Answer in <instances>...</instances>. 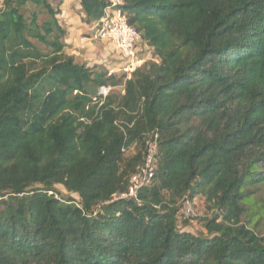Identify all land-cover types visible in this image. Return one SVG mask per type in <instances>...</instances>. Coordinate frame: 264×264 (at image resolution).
Listing matches in <instances>:
<instances>
[{"label":"trees","instance_id":"obj_1","mask_svg":"<svg viewBox=\"0 0 264 264\" xmlns=\"http://www.w3.org/2000/svg\"><path fill=\"white\" fill-rule=\"evenodd\" d=\"M53 2L0 5V264H264V0H123L153 55L129 79L66 54Z\"/></svg>","mask_w":264,"mask_h":264},{"label":"built area","instance_id":"obj_2","mask_svg":"<svg viewBox=\"0 0 264 264\" xmlns=\"http://www.w3.org/2000/svg\"><path fill=\"white\" fill-rule=\"evenodd\" d=\"M104 1L106 7L103 10L101 19L94 24L91 39L109 44L115 53V64L108 69V75L121 74L126 79H129L131 74L146 61L139 55V48L142 44L140 34L128 25L126 17L121 10L123 0ZM113 91L114 87L112 86H102L98 90V96L105 98ZM156 156V142L154 138L149 139L146 142L143 163L130 177L127 191L113 198L135 199L137 192L147 186L153 177L156 169Z\"/></svg>","mask_w":264,"mask_h":264},{"label":"rangeland","instance_id":"obj_3","mask_svg":"<svg viewBox=\"0 0 264 264\" xmlns=\"http://www.w3.org/2000/svg\"><path fill=\"white\" fill-rule=\"evenodd\" d=\"M2 1L3 0H0V5L2 4ZM59 2L60 0H54L53 5H58ZM93 27L94 24L86 27L87 29H84L83 33L78 35V38L84 39V46L78 50V55H73L75 62L78 64L87 65L89 67L102 66L110 69L115 64V53L111 49L109 44L91 39L93 35ZM65 52L66 54L71 55L69 53L71 51L67 47V44ZM139 55L146 61H150L153 59L152 51L144 47V45L142 44L139 48ZM56 188L64 197L70 195L74 199H77V196L75 194L68 195L62 187L57 186ZM206 215L207 212L205 210L202 198H196L192 204L184 203L181 208L180 216H178V228L182 231H186L192 234L202 233L204 230L200 219L205 217ZM260 233H262V235L264 236V228H261Z\"/></svg>","mask_w":264,"mask_h":264},{"label":"crops","instance_id":"obj_4","mask_svg":"<svg viewBox=\"0 0 264 264\" xmlns=\"http://www.w3.org/2000/svg\"><path fill=\"white\" fill-rule=\"evenodd\" d=\"M60 14L57 16L62 26L66 29L67 39L65 43L71 52V56L78 55L79 49L84 46V39L78 38V35L87 29L88 25L82 21L83 13L78 0H60ZM72 3V4H71ZM85 27V28H84Z\"/></svg>","mask_w":264,"mask_h":264}]
</instances>
